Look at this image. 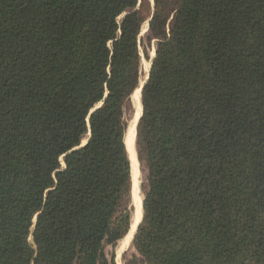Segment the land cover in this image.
<instances>
[{"label": "trees", "instance_id": "obj_1", "mask_svg": "<svg viewBox=\"0 0 264 264\" xmlns=\"http://www.w3.org/2000/svg\"><path fill=\"white\" fill-rule=\"evenodd\" d=\"M139 1L0 0V264H115L153 42L124 264H264V0Z\"/></svg>", "mask_w": 264, "mask_h": 264}, {"label": "rangeland", "instance_id": "obj_2", "mask_svg": "<svg viewBox=\"0 0 264 264\" xmlns=\"http://www.w3.org/2000/svg\"><path fill=\"white\" fill-rule=\"evenodd\" d=\"M142 0L139 1V4L141 3ZM152 2V4L154 3V0H149ZM122 17V16H121ZM148 30V21L145 22V24L143 25V28H142V32H141V35H144L146 33V31ZM141 48V52H142V60H143V81L145 78H147V74L150 70V67H151V63H152V59L154 58V55H155V52H156V45H155V42L152 43V47L149 51V54H150V57L147 58L145 55H144V52H143V46L141 45L140 46ZM135 93V92H134ZM140 94H141V91H140ZM141 99V98H140ZM132 100H133V104H134V107H135V111L133 113V115L131 116V120H130V125H129V128L131 126V123L133 122L132 120H134L137 114V111H138V108H139V100L137 98V96H135V94H133L132 96ZM136 100V101H135ZM141 105V104H140ZM141 109V108H140ZM129 131V129H128ZM128 133V132H127ZM136 155H137V149H136ZM138 156V155H137ZM139 160V159H138ZM139 192L140 194L142 195L143 197V191L141 189V185H142V182L144 180V174L141 170V167H140V162H139ZM132 194H133V191H132ZM133 204L135 205V202H134V196H133ZM135 209H136V206H135ZM134 209V210H135ZM133 215H134V211H133ZM142 216V215H141ZM143 217V216H142ZM133 218V216H132ZM142 219V218H140ZM133 221V220H132ZM127 236V235H126ZM125 238V237H124ZM134 238V237H133ZM123 239V238H122ZM31 242H32V237H31ZM131 242V243H130ZM122 241L120 240L118 242V244L113 247V246H108L106 248V252L108 254L109 257H112L114 256L115 257V264H124L125 262V259L130 257L136 250L132 244V240L131 241ZM122 247V248H121Z\"/></svg>", "mask_w": 264, "mask_h": 264}, {"label": "bare ground", "instance_id": "obj_3", "mask_svg": "<svg viewBox=\"0 0 264 264\" xmlns=\"http://www.w3.org/2000/svg\"><path fill=\"white\" fill-rule=\"evenodd\" d=\"M140 91H141V89L138 88L134 93L135 96H137L140 103H139V108H138L137 114L135 117H133L135 119L132 120L133 122L131 123L129 134L126 138L127 151H128L129 157H130L131 165H132L133 196H134V202H135L134 209L136 206V209L134 210V212H135L136 217H137L135 223H133V226H132L131 230L129 231V233L127 234V236H125V238L122 239V241H127V242L128 241L130 242L131 240H133L134 231L136 230L137 224H138V222L141 218V215H142V199H143V197L139 192V173H140V171H139V160L137 158L136 151H135V145H134L135 133H136V123H137V120H138L139 116L141 115V111H142V107L140 105L141 104Z\"/></svg>", "mask_w": 264, "mask_h": 264}, {"label": "water", "instance_id": "obj_4", "mask_svg": "<svg viewBox=\"0 0 264 264\" xmlns=\"http://www.w3.org/2000/svg\"><path fill=\"white\" fill-rule=\"evenodd\" d=\"M155 56V55H154ZM149 73V72H148ZM148 78V77H147ZM146 82V79L143 81V83H142V85H141V87H140V89H141V96H142V89H143V84ZM141 107H142V111H141V114H142V112H143V106H142V98H141ZM140 117H141V115L139 116V118H138V120H137V123H136V133H135V141H134V145H135V151H136V136H137V125H138V121H139V119H140ZM129 131H130V128H129ZM129 131H128V133H127V136H128V134H129ZM137 158H138V156H137ZM142 216H143V199H142ZM142 216H141V218H142ZM136 219H137V217H136V214H135V212H134V215H133V218H132V226H133V223H135V221H136ZM141 220L142 219H140L139 220V222H138V224H137V227H136V230L134 231V234H133V237H134V235H135V233L137 232V230H138V227H139V224H140V222H141ZM132 226H131V228H132ZM131 230V229H130ZM129 233V232H128Z\"/></svg>", "mask_w": 264, "mask_h": 264}]
</instances>
